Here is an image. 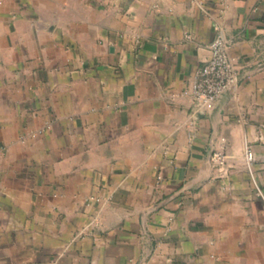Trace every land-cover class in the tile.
I'll return each instance as SVG.
<instances>
[{
    "label": "crops",
    "instance_id": "0c3cea01",
    "mask_svg": "<svg viewBox=\"0 0 264 264\" xmlns=\"http://www.w3.org/2000/svg\"><path fill=\"white\" fill-rule=\"evenodd\" d=\"M0 264H264V0H0Z\"/></svg>",
    "mask_w": 264,
    "mask_h": 264
},
{
    "label": "built area",
    "instance_id": "2783aa9c",
    "mask_svg": "<svg viewBox=\"0 0 264 264\" xmlns=\"http://www.w3.org/2000/svg\"><path fill=\"white\" fill-rule=\"evenodd\" d=\"M209 52V57L197 71L195 80L184 93L202 110L212 109L223 95L235 91L239 82L237 59L232 54L230 41L222 32L210 43ZM225 142V138H222L210 155V161L220 178L229 175L232 169ZM245 159L248 165L253 162L252 149L247 148ZM158 178L161 180V176Z\"/></svg>",
    "mask_w": 264,
    "mask_h": 264
},
{
    "label": "water",
    "instance_id": "95a60500",
    "mask_svg": "<svg viewBox=\"0 0 264 264\" xmlns=\"http://www.w3.org/2000/svg\"><path fill=\"white\" fill-rule=\"evenodd\" d=\"M213 147V146H212ZM213 149V148H212ZM211 152H212V150H211ZM210 155H211V153H210Z\"/></svg>",
    "mask_w": 264,
    "mask_h": 264
}]
</instances>
